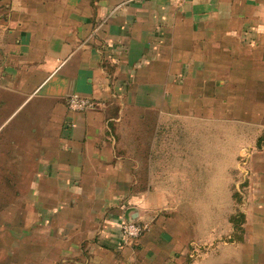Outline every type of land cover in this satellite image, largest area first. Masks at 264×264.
Here are the masks:
<instances>
[{"label": "crops", "instance_id": "0c3cea01", "mask_svg": "<svg viewBox=\"0 0 264 264\" xmlns=\"http://www.w3.org/2000/svg\"><path fill=\"white\" fill-rule=\"evenodd\" d=\"M0 53V227L21 264H264V172L240 206L236 171L264 0H0Z\"/></svg>", "mask_w": 264, "mask_h": 264}, {"label": "rangeland", "instance_id": "374dc122", "mask_svg": "<svg viewBox=\"0 0 264 264\" xmlns=\"http://www.w3.org/2000/svg\"><path fill=\"white\" fill-rule=\"evenodd\" d=\"M0 56L4 57V53H0ZM257 73H259L258 70H256V74ZM258 79L260 78H255L256 82L254 84L249 83V85H240V88L241 86L247 88V91H249V95L256 97L255 99L245 100L244 97L246 92H239V168L236 171L238 173L239 189L237 199L240 206H243L246 202L251 201L255 198V196L252 195L251 188H253L254 186L260 187L261 182H263V178H261V175L257 174L264 172V83L258 81ZM5 94L6 93H4L3 90H0V105L2 106L6 101ZM225 109L226 108H222V110ZM3 119L4 115L3 113H0V123ZM227 135L230 137L229 132ZM234 188L235 186L233 184V189ZM1 198L2 197L0 196V208L4 207L1 202L6 201L4 200L6 199L5 197L2 200ZM5 214L6 212L0 210V224L3 221V215ZM238 217L239 218H236V220L240 222L243 219L240 210ZM7 235L8 234L5 233L4 229L0 227V264H21L23 258V244L21 243L20 248L14 251L15 245H12L13 241L8 237L9 235ZM27 250L28 254L36 255L35 257H37V248H27Z\"/></svg>", "mask_w": 264, "mask_h": 264}, {"label": "built area", "instance_id": "2783aa9c", "mask_svg": "<svg viewBox=\"0 0 264 264\" xmlns=\"http://www.w3.org/2000/svg\"><path fill=\"white\" fill-rule=\"evenodd\" d=\"M67 106L72 111H86L94 108L93 103L78 95H71L67 99ZM121 231L126 239H133L142 236L146 231V227L128 222L122 225Z\"/></svg>", "mask_w": 264, "mask_h": 264}]
</instances>
